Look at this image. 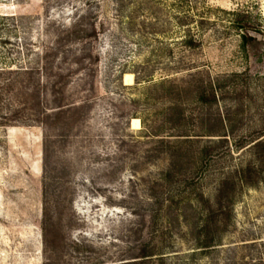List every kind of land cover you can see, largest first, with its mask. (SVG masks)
Returning <instances> with one entry per match:
<instances>
[{
	"label": "rangeland",
	"instance_id": "rangeland-1",
	"mask_svg": "<svg viewBox=\"0 0 264 264\" xmlns=\"http://www.w3.org/2000/svg\"><path fill=\"white\" fill-rule=\"evenodd\" d=\"M79 21L103 27L96 90L87 92L84 73L71 77L64 104L88 103L49 138L45 162L51 129L38 118L55 107L58 85L37 71L55 35ZM245 23L258 37L250 39L264 41V0H0V264L131 262L150 185L166 167L144 162L152 130L185 136L170 142L184 148L178 169L189 176L172 190L170 219H158L156 228L169 231L154 264H264V173L236 195L217 246L198 249L190 229L202 216L195 194L212 200L219 181L251 160L249 143L237 142L264 135V62L248 50ZM188 36L197 48L182 46ZM48 61L54 75L70 63ZM209 85L214 103H197V88ZM120 104L135 112L137 128L118 117ZM120 141L127 146L118 149ZM204 146H217L206 164L194 153ZM45 204L55 260L44 257Z\"/></svg>",
	"mask_w": 264,
	"mask_h": 264
},
{
	"label": "trees",
	"instance_id": "trees-1",
	"mask_svg": "<svg viewBox=\"0 0 264 264\" xmlns=\"http://www.w3.org/2000/svg\"><path fill=\"white\" fill-rule=\"evenodd\" d=\"M240 25L245 41L250 40L246 31L251 30L252 26L248 23ZM58 33L59 34L55 35V39L50 43L49 50H44L45 56L43 57V60L45 62L37 71H41L42 75L45 76L44 78L48 80L52 78L56 79L55 81L57 82H55L56 84L54 87L58 85V88H56L57 92L52 97L54 103H56L54 105L55 107L48 108V110L51 111L50 114L42 113L40 118H38V122L42 123L44 128L51 129L49 137L48 135H45L43 139V154L45 162L49 159V138H52L53 136L58 138L55 136L57 135V131L59 129L64 130L70 123L69 121H66V115L71 112L76 115L79 110H82L88 103V101L84 99L82 102L72 104L66 102L64 104L63 99L66 95L69 83H71V77L76 72L84 73L90 84L87 92H95L96 90L95 80L97 78L100 61L99 55L96 52V41L99 36L103 34V27L99 26V28L96 29L94 26H90V28L85 29L83 28L82 22L79 21L76 25L72 26V28L59 31ZM198 45V41L192 38V36L186 37V39L182 42V46L189 50L197 48ZM46 51L50 52L48 56H46ZM56 57H63V61L65 63L69 61L70 63L67 68L58 70V74L54 75L52 73V66H50L48 60H54ZM77 64L80 66L79 68H77ZM64 71L67 72L65 73ZM82 80L80 81L81 83H83ZM4 87L8 92L12 91L9 83H6ZM201 87L197 88L198 94L195 98L196 102L203 104L214 103L216 99L215 88L210 85L205 88ZM117 106L120 109L118 117L127 120L136 119L135 112H131L132 110H130L129 106L124 104ZM43 111H46V108ZM50 117L51 119L57 120V123L51 127H49V120L47 119ZM84 120L85 116L82 117L80 121L82 122ZM74 126L77 125L74 123ZM148 134L150 138L149 140H151L154 144L152 149L154 154L152 155L153 152H150L144 156V162L150 163L164 161L166 163V167L150 185V192L148 194L149 202L147 204L149 210L141 220L142 226H140L138 230L137 239L134 238L133 240L134 244L132 249H134V253L133 257L130 259L131 262L128 264H154L157 260H162L161 256L164 252L163 247L164 242L166 241L165 234H168L169 230L164 229L162 226L156 228V225L159 218L163 220L164 217L167 216L170 219L171 215L168 211L170 210L173 199L175 198L172 190H174L173 188L176 185H183L184 182L189 179L187 173L181 172L178 169L179 165H181V154L184 148L182 146L175 147L174 145H171V138H174L175 136H160L157 135L155 130H152L151 132L149 131ZM180 137L185 136L177 135L174 139L178 140L174 141H179L181 139ZM262 137H264V135H259L257 138L252 140L244 139L237 142L236 148L238 149H243L244 145L249 143L251 160L243 167L232 171L219 181L212 200L204 198L201 194H195V190H191L190 194L193 193L196 195L197 201L201 206L202 213L199 220L190 224L191 234L198 249L203 251L217 246V239L221 234L225 233L228 228L236 195L244 188L254 187L260 180L261 173H264V139H262ZM195 140L198 139L196 137L184 139V141L189 142ZM219 141L222 142H220L218 146L227 142L225 138ZM126 146L127 143L120 141L118 149H123ZM216 148L217 146H204L198 150V152H194L196 153L195 157L199 163L203 162L206 164L209 160L214 159V152L216 151ZM47 208L48 206L46 204L42 208L41 221L44 257H46V259L48 257L49 259L55 260L59 259V254L57 250H54L55 247L52 245L54 247L52 248L47 240L49 232L48 224L50 220ZM167 225L169 226V223H167ZM59 243H61L59 246L62 248V241L59 240ZM44 264L46 263L44 262Z\"/></svg>",
	"mask_w": 264,
	"mask_h": 264
},
{
	"label": "flooded vegetation",
	"instance_id": "flooded-vegetation-1",
	"mask_svg": "<svg viewBox=\"0 0 264 264\" xmlns=\"http://www.w3.org/2000/svg\"><path fill=\"white\" fill-rule=\"evenodd\" d=\"M246 43L251 56L258 62H264V41L250 39Z\"/></svg>",
	"mask_w": 264,
	"mask_h": 264
},
{
	"label": "bare ground",
	"instance_id": "bare-ground-1",
	"mask_svg": "<svg viewBox=\"0 0 264 264\" xmlns=\"http://www.w3.org/2000/svg\"><path fill=\"white\" fill-rule=\"evenodd\" d=\"M124 83L125 84H130L131 83V76L130 75H125ZM138 124H139V121L137 119H133L132 120V127L133 128H137Z\"/></svg>",
	"mask_w": 264,
	"mask_h": 264
},
{
	"label": "water",
	"instance_id": "water-1",
	"mask_svg": "<svg viewBox=\"0 0 264 264\" xmlns=\"http://www.w3.org/2000/svg\"><path fill=\"white\" fill-rule=\"evenodd\" d=\"M247 35L249 36V37H251V38H258L257 36H256V34H254V33H250V32H248L247 33Z\"/></svg>",
	"mask_w": 264,
	"mask_h": 264
}]
</instances>
